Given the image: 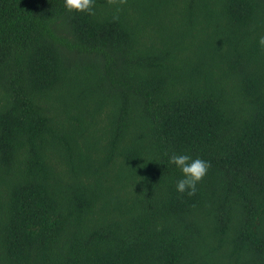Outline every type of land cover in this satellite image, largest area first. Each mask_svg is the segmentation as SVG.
<instances>
[{"label":"trees","instance_id":"16d2710c","mask_svg":"<svg viewBox=\"0 0 264 264\" xmlns=\"http://www.w3.org/2000/svg\"><path fill=\"white\" fill-rule=\"evenodd\" d=\"M93 7L0 0V264H264V0Z\"/></svg>","mask_w":264,"mask_h":264},{"label":"clouds","instance_id":"9594fccd","mask_svg":"<svg viewBox=\"0 0 264 264\" xmlns=\"http://www.w3.org/2000/svg\"><path fill=\"white\" fill-rule=\"evenodd\" d=\"M95 0H64L65 7L71 11H85L94 14L93 5ZM260 47L264 48V35L258 40ZM168 163L174 164L182 173V176L176 180L175 187L178 192H187L193 195L197 191V183L206 175L210 162L200 157L193 158L187 153H172L168 157Z\"/></svg>","mask_w":264,"mask_h":264}]
</instances>
